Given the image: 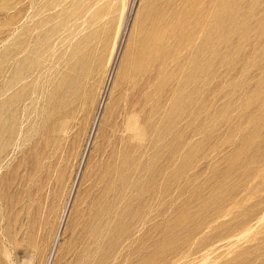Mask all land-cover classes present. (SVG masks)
I'll return each mask as SVG.
<instances>
[{"label": "rangeland", "instance_id": "obj_1", "mask_svg": "<svg viewBox=\"0 0 264 264\" xmlns=\"http://www.w3.org/2000/svg\"><path fill=\"white\" fill-rule=\"evenodd\" d=\"M31 257L264 264V0H0V264Z\"/></svg>", "mask_w": 264, "mask_h": 264}, {"label": "bare ground", "instance_id": "obj_2", "mask_svg": "<svg viewBox=\"0 0 264 264\" xmlns=\"http://www.w3.org/2000/svg\"><path fill=\"white\" fill-rule=\"evenodd\" d=\"M122 2H123V5H124V1L125 0H121ZM225 2V1H224ZM227 4V3H226ZM226 4H225V6H224V4H223V6L222 7H226ZM222 5V4H221ZM224 8H222V10H224ZM221 9V8H220ZM221 11V10H220ZM220 11H219V13H220ZM145 12V9H144V11H143V13ZM223 14V13H222ZM220 15V14H219ZM221 16V15H220ZM223 17V16H222ZM219 23V22H218ZM217 24V23H216ZM221 24V23H220ZM219 25V24H218ZM216 27V26H215ZM220 29V28H219ZM157 34V33H156ZM158 35V34H157ZM157 35H156V37H157ZM119 38V37H118ZM161 39V38H160ZM159 39V40H160ZM154 40V39H153ZM118 42V39L116 40V42H115V44ZM157 42H158V39H157ZM157 42H154L151 46H148V45H145V47H144V50H145V52H147V53H152L153 51H155V49L158 47L157 45ZM163 42V41H162ZM151 43V42H150ZM115 46V45H114ZM149 47V48H148ZM143 50V51H144ZM156 51H158V50H156ZM114 52H116V50H115V48H113V50H112V53H111V58H113L114 57ZM110 60V59H109ZM113 60V59H112ZM111 63V62H110ZM88 65V64H87ZM110 65V64H109ZM108 65V66H109ZM83 68V67H82ZM83 71H84V69H83ZM77 83V82H76ZM83 86V85H82ZM73 89V88H72ZM76 89V88H75ZM79 92H81V91H79ZM103 93V92H102ZM76 94L78 95V93L76 92ZM76 95V96H77ZM73 97V96H72ZM78 100V99H77ZM81 101H82V99H81ZM81 103V102H80ZM69 106V105H68ZM66 108V107H65ZM132 118H134V117H132ZM138 123L139 122H135L134 123V128L132 127V130L135 132V137L138 139V140H143V137H144V132H145V130H144V128H139L138 127ZM140 125V124H139ZM135 138V139H136Z\"/></svg>", "mask_w": 264, "mask_h": 264}, {"label": "built area", "instance_id": "obj_3", "mask_svg": "<svg viewBox=\"0 0 264 264\" xmlns=\"http://www.w3.org/2000/svg\"><path fill=\"white\" fill-rule=\"evenodd\" d=\"M128 1H129V6L131 8H133L137 4V2H138V0H128Z\"/></svg>", "mask_w": 264, "mask_h": 264}, {"label": "clouds", "instance_id": "obj_4", "mask_svg": "<svg viewBox=\"0 0 264 264\" xmlns=\"http://www.w3.org/2000/svg\"><path fill=\"white\" fill-rule=\"evenodd\" d=\"M29 264H35V257H31L29 260Z\"/></svg>", "mask_w": 264, "mask_h": 264}]
</instances>
